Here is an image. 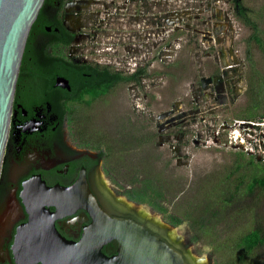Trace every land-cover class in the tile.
<instances>
[{
	"label": "rangeland",
	"instance_id": "obj_1",
	"mask_svg": "<svg viewBox=\"0 0 264 264\" xmlns=\"http://www.w3.org/2000/svg\"><path fill=\"white\" fill-rule=\"evenodd\" d=\"M239 2L258 17L264 40V0ZM133 26V36L102 40L117 50L106 61L146 68V76L78 118L79 130L103 142L108 179L122 190L118 199L147 208L177 245L181 237L194 264H264V245L248 254L238 247L264 225V198L245 193L249 172L236 158L252 139L255 160L264 164V55L251 45L255 73L246 61L251 30L236 18L232 0H141ZM230 48L232 57L222 54ZM224 65L235 70L231 91L216 100L200 80ZM259 84L255 129L237 115ZM168 111L185 117L162 131L157 117Z\"/></svg>",
	"mask_w": 264,
	"mask_h": 264
},
{
	"label": "flooded vegetation",
	"instance_id": "obj_2",
	"mask_svg": "<svg viewBox=\"0 0 264 264\" xmlns=\"http://www.w3.org/2000/svg\"><path fill=\"white\" fill-rule=\"evenodd\" d=\"M140 1H44L23 54L1 164L0 264H130L122 236L108 231L124 220L194 264L185 257L181 237L177 245L147 208L118 199L122 190L116 187V192L108 179L103 142L79 130L78 118L96 112L121 88L139 86L130 81L139 68L107 62L106 53L117 50L102 40L137 33L133 24ZM222 54L232 57L234 52L230 48ZM230 72L233 67L225 66L202 78V89L222 98L231 91ZM175 112L157 117L160 130H170L185 117ZM43 186L56 189L53 198L43 197ZM133 201L145 203L136 195Z\"/></svg>",
	"mask_w": 264,
	"mask_h": 264
},
{
	"label": "water",
	"instance_id": "obj_3",
	"mask_svg": "<svg viewBox=\"0 0 264 264\" xmlns=\"http://www.w3.org/2000/svg\"><path fill=\"white\" fill-rule=\"evenodd\" d=\"M44 1L0 0V172L23 54ZM201 82L205 88L206 80ZM42 192L44 198H53L57 191L43 186ZM108 231L122 236L123 252L132 258L130 264H187L180 252L157 236L147 235L131 220L116 221Z\"/></svg>",
	"mask_w": 264,
	"mask_h": 264
},
{
	"label": "trees",
	"instance_id": "obj_4",
	"mask_svg": "<svg viewBox=\"0 0 264 264\" xmlns=\"http://www.w3.org/2000/svg\"><path fill=\"white\" fill-rule=\"evenodd\" d=\"M235 16L236 18L247 28L251 30L250 36L246 40V61L250 65V68L256 73V68L254 65L253 58L251 56V45L258 47L264 55V40L262 38V31L257 23L258 17H251L250 11L247 10L240 2L233 0ZM29 40V39H28ZM28 45V44H27ZM27 58H24V62ZM146 76V68H139L137 73L130 77V81H136L140 83L141 79ZM126 81V78H124ZM258 80V79H257ZM262 85L258 91L252 89V97L250 104L246 105L242 112L237 115L238 119L253 120L256 119L260 114V108L262 106L261 97L263 95ZM242 163L238 165L240 168L242 166L246 167L249 172V180L245 187V193H251L258 198H264V164L255 160V156H246V153L239 152L236 156ZM250 170V171H249ZM143 200V198H139ZM264 245V225L259 224L257 228L251 230L249 233L240 238L238 242V247L244 253H251L255 249Z\"/></svg>",
	"mask_w": 264,
	"mask_h": 264
},
{
	"label": "built area",
	"instance_id": "obj_5",
	"mask_svg": "<svg viewBox=\"0 0 264 264\" xmlns=\"http://www.w3.org/2000/svg\"><path fill=\"white\" fill-rule=\"evenodd\" d=\"M246 122V121H245ZM245 122L244 121H240V124L241 125H245ZM248 123H250V124H246V125H250V127H255V126H258V125H255L254 123H251L250 121H247ZM244 127V126H243ZM245 128V127H244ZM242 144H244V142H241ZM247 145L249 146L248 148H249V150L251 151V152H253L254 151V148H252V145H253V142L251 141H248V143H247ZM246 149H247V147H246ZM248 150V149H247ZM253 150V151H252ZM253 154H255L254 152H253Z\"/></svg>",
	"mask_w": 264,
	"mask_h": 264
}]
</instances>
